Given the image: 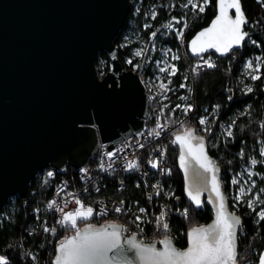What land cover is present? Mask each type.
Listing matches in <instances>:
<instances>
[{
  "label": "water",
  "instance_id": "1",
  "mask_svg": "<svg viewBox=\"0 0 264 264\" xmlns=\"http://www.w3.org/2000/svg\"><path fill=\"white\" fill-rule=\"evenodd\" d=\"M218 3L216 0L215 13L208 23L187 40V51L193 57L198 55L193 54L191 42L211 26L219 14ZM240 4L245 14L241 0ZM129 7L130 0H0V211L10 196H26L29 182L39 170L48 166L61 170L65 165L79 169L85 166L89 156L97 153L98 138L110 141L107 147L111 148L123 136L141 128L148 113L144 84L135 70L122 67L114 43ZM229 14L235 17L234 10H229ZM245 17L248 21L246 14ZM243 31L249 35L245 25ZM244 41L226 54L208 49L200 55L213 52L225 57L240 49ZM100 51H105L110 62V69L102 76L95 67ZM189 129L203 139L204 151L218 169L216 177L226 214L242 222L241 216L229 207L220 165L209 152L205 135L197 133L193 126L175 131L173 138L178 149L177 165L183 178L184 194L195 208H200L205 201L212 210L207 223L187 230L184 248L168 237L180 251L189 247L188 232L213 225L217 211L212 174L205 172L187 155V149L176 142V137ZM198 142L193 140V146ZM182 151L186 154L184 167L180 161ZM189 189L200 190L199 207L188 196ZM109 225L121 227L116 222L92 227L100 229ZM75 233L57 242L52 264H55L60 243ZM131 239L144 246L155 244L158 250L163 249L162 244H156V239L144 243L131 233L125 239L121 237L125 252L116 256L112 264H142L136 250L126 243ZM261 255H264V245L256 264Z\"/></svg>",
  "mask_w": 264,
  "mask_h": 264
},
{
  "label": "trees",
  "instance_id": "2",
  "mask_svg": "<svg viewBox=\"0 0 264 264\" xmlns=\"http://www.w3.org/2000/svg\"><path fill=\"white\" fill-rule=\"evenodd\" d=\"M180 0H132L126 20L114 38L118 47L119 60L124 68H132L127 58L132 56V48L137 41L123 39L125 32L133 35L139 33L145 43L150 41L149 33L155 30L153 41L168 42L172 47L178 48L179 44L173 33L156 30L157 26L174 16L181 14L178 8ZM216 0H209L204 12H199L192 17L183 39V51H187V40L199 28L208 23L215 13ZM242 7L248 18L245 29L249 35L240 49H235L229 55L218 58V64L204 70L191 81L186 74L182 58L176 60V71L171 75L172 82L166 92V98L162 100L165 115L172 114L174 118L185 114V110L176 105L187 102L191 106L184 120L185 127L194 126L200 133L207 134L208 149L214 160L220 165V177L222 186L228 197L229 207L237 212L242 219L237 230L238 257L243 254L252 255L257 261L260 249L264 245V220L256 219L254 213L249 212L246 205L236 208L228 193L232 187V177L237 172L243 161L250 158L261 159L260 145L264 144V0H241ZM161 32L160 34H158ZM251 55H257L260 63V76L252 81V91H243L240 88L238 74L241 63ZM99 58L105 59L102 72L110 69V62L105 51L96 55L95 65ZM150 65L145 66L144 73L150 72ZM183 85V86H182ZM191 95V96H190ZM218 105L217 118L213 119L211 110L213 105ZM248 109L239 114L233 123L232 135L225 136L222 129V121L232 118L235 111ZM206 116L208 124H212L210 132L204 131L199 125V117ZM169 118V117H168ZM181 129L182 126L177 127ZM172 163V194L166 198L172 205L169 216V234L174 243L184 248L187 244L186 233L190 227L207 223L212 217V210L203 201L200 208H195L184 194L183 178L177 165V147H170ZM95 156H89L86 164H93ZM47 167L46 169H48ZM39 170L30 180L27 194L24 198L17 195L10 196L0 214V253L6 255L8 264H52L55 252L54 242L48 233L40 227L33 209L45 202L51 193V180L47 178L45 170ZM255 187L259 191L261 204L264 206V164L261 160L256 163ZM58 175L67 177L72 185L78 184V170L71 165H65L64 169H56ZM40 175V176H39ZM124 186L120 191L116 189L117 179L114 177H102L99 180V196L122 197L129 209H138L140 205L150 213L157 208V200L148 202L143 197L144 184L138 175L127 174L123 176ZM156 204V205H155ZM187 210V215H185ZM137 214L144 216L137 211ZM86 223L82 220L79 221ZM89 223V222H87ZM68 227H62V236ZM28 249L32 256H29ZM256 251V253H255Z\"/></svg>",
  "mask_w": 264,
  "mask_h": 264
},
{
  "label": "built area",
  "instance_id": "3",
  "mask_svg": "<svg viewBox=\"0 0 264 264\" xmlns=\"http://www.w3.org/2000/svg\"><path fill=\"white\" fill-rule=\"evenodd\" d=\"M193 2L200 5L204 3V0H193ZM178 4L181 14L161 22L156 30L164 32L165 35L169 32L173 33L179 46L183 48V39L189 22L199 11L193 9L188 0H180ZM154 32L155 30L149 33L150 38L153 37ZM181 32L183 34L179 35ZM219 57L213 52L193 57L186 55L183 51L181 55L186 74L191 81L204 70L213 68L207 66L208 62L216 66ZM144 88L148 102V113L143 119L141 128L133 131L129 136H123V139L111 148L107 147L110 141H101L98 138V151L94 155V163L82 165L77 169L80 181L78 184L72 185L67 177L58 175L57 168L50 166L48 169H46L47 167L44 168L47 178L51 180L52 190L45 202L39 207H35L33 211L36 219L40 222V227L49 234L54 245L68 234L76 232V229L72 228L70 224L60 223L66 212L75 211L79 207L75 203L76 200H79L85 208L91 207L93 209L92 216L88 220L82 221L89 222L94 226L109 222L119 223L120 229H122V239L131 233L135 234L137 240L144 243H152L156 239L157 245L163 237L167 236L172 239L168 232L169 228L166 231L162 228L163 222L169 225V216L173 210L172 204L164 199L172 194L173 188L170 147H177L173 133L189 127L184 125L187 113L185 112L184 115L174 119L168 118L164 111L165 103L156 98L145 85ZM217 109L218 105H213L210 113L213 115V119L217 118ZM179 126L182 128L178 129ZM194 128L197 133H200L197 127ZM200 134L207 138V134ZM153 162L157 164V167L152 166ZM130 163H134L136 166L129 168ZM49 172L52 173L51 176L48 175ZM127 174H136L141 178L145 187L144 199L148 202L158 199L157 208L150 213L142 205L138 209L130 210L129 204L122 197L97 195L100 187L99 180L102 177L116 178V189L120 191L124 186L123 176ZM50 204L52 207H49ZM117 208L120 211H116ZM140 209H144V212H141ZM137 211L143 213L144 216L137 214ZM161 213H164V221L158 224L157 218L160 217ZM79 221H77V228L81 229L82 226H80ZM62 227H68V230L60 236ZM28 254L32 256L30 249H28ZM0 256L5 257L8 263L10 262L6 255L0 253Z\"/></svg>",
  "mask_w": 264,
  "mask_h": 264
},
{
  "label": "snow or ice",
  "instance_id": "4",
  "mask_svg": "<svg viewBox=\"0 0 264 264\" xmlns=\"http://www.w3.org/2000/svg\"><path fill=\"white\" fill-rule=\"evenodd\" d=\"M208 2L209 0H204L203 4L198 5L193 0H188L193 9H198L199 12L205 11ZM218 8L219 14L211 26L200 32L191 42L193 54L200 55L208 49H215L221 54H226L234 46H239L248 35L243 31V26L247 20L241 8L240 0H219ZM229 10L235 11L234 18L229 14ZM182 34V32L179 33V35ZM154 35L155 33H153ZM136 55H141V52H136ZM173 59H178V57H173ZM207 66L215 67L211 62H208ZM248 68H252L251 61L248 62ZM161 71H166V69L161 68ZM175 71L173 67L171 74L174 75ZM258 78V76L252 77V79ZM161 88L166 89V85L161 84ZM248 91L250 92L252 89L249 88ZM190 108V105L187 106L185 112L189 111ZM200 123L205 124L206 120L201 119ZM156 134L159 135V133ZM228 135L230 136L232 133L229 132ZM193 140L199 142L193 146ZM176 142L180 143L182 149H187V155L195 159L205 172L212 174V191L216 196L217 208L215 223L207 228L198 227L189 231L187 234L189 247L184 251L173 247L171 239L167 236L159 242L163 245L162 250H158L155 244L144 246L134 239L128 240L126 243L131 249L136 250L142 264H236V230L241 225V221L238 217L225 212L224 196L220 191L216 177L218 169L208 159L204 151L203 139L196 137L192 130H186L184 135L177 136ZM262 154H264V150H262ZM185 159L186 154L182 151L180 157L182 167L185 166ZM251 162L253 165L256 163L255 160ZM135 166L134 163L128 165L129 168ZM152 166L157 167V164L153 162ZM48 175L51 176L52 173L49 172ZM233 183L236 181L233 180ZM188 196L198 207L201 205L199 189L195 192L189 189ZM75 203L79 207L75 211L66 212L60 223L70 224L72 228L76 229V233L73 237L60 243L55 264H112L116 256H121L125 252V248L121 244L122 229L115 225L93 229L91 225H88V228L82 232L77 228V221L88 220L93 214V209L91 207L85 208L79 200H76ZM49 207L52 205L50 204ZM249 207H252L251 201H249ZM116 211H120V209L117 208ZM140 211L144 212V209H140ZM185 215H187V210H185ZM258 215L261 220H264V211L259 212ZM137 219L140 218L137 217ZM163 221L164 213H161L160 217L157 218V223L160 224ZM162 228L165 231L168 230V223L163 222ZM110 253H113L111 257L109 256ZM0 264H8L7 259L0 256ZM259 264H264V255L259 258Z\"/></svg>",
  "mask_w": 264,
  "mask_h": 264
},
{
  "label": "rangeland",
  "instance_id": "5",
  "mask_svg": "<svg viewBox=\"0 0 264 264\" xmlns=\"http://www.w3.org/2000/svg\"><path fill=\"white\" fill-rule=\"evenodd\" d=\"M132 0H130L131 2ZM159 32L158 34H160ZM153 38V37H152ZM150 39L149 42L145 43L142 38H140V34L137 33L133 35L130 32H125L123 35V39L126 43L127 41H137V45L132 48V56L127 58V62L132 64V69L135 70L142 79L143 84L149 89V91L155 95L156 98L161 101L164 99L166 92L169 90L171 86V71L174 67H176V60L180 59L183 48L179 46L178 48L172 47L168 42H159L153 41ZM141 52V55L137 56L136 52ZM173 57H178V59H173ZM252 62V68H248V62ZM110 65V64H109ZM149 66L150 72L145 74V66ZM105 66V59L99 58L96 62V71L99 76H102L104 73L102 72V68ZM110 67V66H109ZM161 68H165L166 71H161ZM253 76H260V63L259 57L257 55H251L244 59L241 63V67L239 69L238 80L240 84V88L243 91H248V89L252 86ZM161 84L166 85V89L161 88ZM178 108H182L184 111L187 106V102H180L176 105ZM248 106L245 105L243 110L235 111L228 121H222V129L225 136H229L228 133L232 132V127L235 118L239 115L247 111ZM169 118L174 119L172 114L168 115ZM205 119L206 116L199 117V125L204 131L210 132L212 129V124H208L206 120L205 124H201L200 120ZM261 149V159L250 158L248 161H243L240 164L239 169L232 177L231 183L232 187L228 193V196L232 199L233 205L238 208L242 205H246L249 212L254 213V217L258 220V213L264 211V206L261 204V200L259 197V191L255 187V175H257V171L255 169L256 163L258 160L264 164V154H262V150H264V144L260 145ZM252 160H255L256 163L253 165ZM40 176V175H39ZM233 180L236 183H233ZM243 189V191H241ZM249 201L252 202V207H249ZM3 213L0 214L2 216ZM91 225L90 223H82L80 226L88 227ZM94 226V225H91ZM63 239V238H62ZM60 239V240H62ZM256 253V251H255ZM238 264H256L253 256H246L243 254L241 257L237 255Z\"/></svg>",
  "mask_w": 264,
  "mask_h": 264
}]
</instances>
